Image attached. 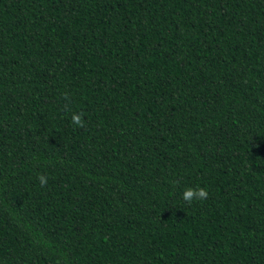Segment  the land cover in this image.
<instances>
[{
    "label": "trees",
    "instance_id": "obj_1",
    "mask_svg": "<svg viewBox=\"0 0 264 264\" xmlns=\"http://www.w3.org/2000/svg\"><path fill=\"white\" fill-rule=\"evenodd\" d=\"M0 264H264V0H0Z\"/></svg>",
    "mask_w": 264,
    "mask_h": 264
}]
</instances>
